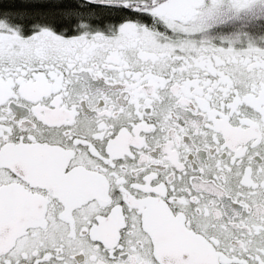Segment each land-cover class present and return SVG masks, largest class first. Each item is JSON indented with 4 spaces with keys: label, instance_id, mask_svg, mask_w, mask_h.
<instances>
[{
    "label": "snow or ice",
    "instance_id": "1",
    "mask_svg": "<svg viewBox=\"0 0 264 264\" xmlns=\"http://www.w3.org/2000/svg\"><path fill=\"white\" fill-rule=\"evenodd\" d=\"M0 264H264V0H0Z\"/></svg>",
    "mask_w": 264,
    "mask_h": 264
}]
</instances>
